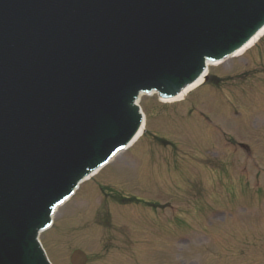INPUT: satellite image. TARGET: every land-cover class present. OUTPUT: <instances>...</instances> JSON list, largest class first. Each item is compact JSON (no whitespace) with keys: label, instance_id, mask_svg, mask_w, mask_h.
<instances>
[{"label":"water","instance_id":"95a60500","mask_svg":"<svg viewBox=\"0 0 264 264\" xmlns=\"http://www.w3.org/2000/svg\"><path fill=\"white\" fill-rule=\"evenodd\" d=\"M263 27L264 0H0V264H51L40 233L138 134L140 95L177 96Z\"/></svg>","mask_w":264,"mask_h":264},{"label":"rangeland","instance_id":"374dc122","mask_svg":"<svg viewBox=\"0 0 264 264\" xmlns=\"http://www.w3.org/2000/svg\"><path fill=\"white\" fill-rule=\"evenodd\" d=\"M209 68L182 101L141 97L146 133L40 235L51 264H264V37Z\"/></svg>","mask_w":264,"mask_h":264},{"label":"bare ground","instance_id":"6f19581e","mask_svg":"<svg viewBox=\"0 0 264 264\" xmlns=\"http://www.w3.org/2000/svg\"><path fill=\"white\" fill-rule=\"evenodd\" d=\"M264 37V28H262L256 35L255 37H253L243 48H241L240 50H238L237 52H235L230 58L239 56L243 53H245L246 51L250 50L253 46H255L257 44V42H259L262 38ZM218 63H208L207 65V70L204 72V74L198 79L196 80L192 85H189L187 88H185L179 95H177L176 97H174L171 100H164L166 102H176V101H182L185 99V97L190 94L191 92H193L194 90L198 89L199 87H201L204 83H205V75L208 74L209 71V67L210 66H215ZM141 97H143V95H141ZM141 100V98H140ZM139 103V102H137ZM145 120H143V123L141 125V128L137 134V136L135 137V139L132 141V143L130 144L128 150L133 147L142 137L145 131V127H146V118H144ZM127 150V151H128ZM122 152L118 153L117 156H119V154H121ZM116 156V157H117ZM116 157H114V159L110 162L113 163V161L116 159ZM109 164V165H110ZM98 174V173H97ZM96 174V175H97ZM96 175H94L93 177H95ZM91 177V178H93ZM90 178V180H91ZM89 179H87L86 181H88ZM85 181V182H86Z\"/></svg>","mask_w":264,"mask_h":264},{"label":"trees","instance_id":"16d2710c","mask_svg":"<svg viewBox=\"0 0 264 264\" xmlns=\"http://www.w3.org/2000/svg\"><path fill=\"white\" fill-rule=\"evenodd\" d=\"M209 82V80L207 81V83Z\"/></svg>","mask_w":264,"mask_h":264}]
</instances>
